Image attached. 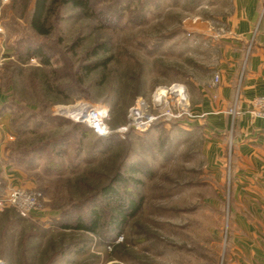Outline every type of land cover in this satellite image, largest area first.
I'll return each instance as SVG.
<instances>
[{
  "label": "rangeland",
  "instance_id": "1",
  "mask_svg": "<svg viewBox=\"0 0 264 264\" xmlns=\"http://www.w3.org/2000/svg\"><path fill=\"white\" fill-rule=\"evenodd\" d=\"M91 2L87 14L55 0L49 32L39 34L31 25L35 0H0V197L23 175L43 196L33 216L0 210V260L228 264L237 205L230 149L219 158L203 125L187 118L104 144L60 113L79 101L105 105L116 130L139 97L175 82L189 88L191 75L207 69L187 52L192 0ZM99 45L107 51L95 55ZM36 47L49 65L30 55ZM56 141L66 150L57 152ZM110 184L119 199L142 202L115 238L107 226L113 208L101 194ZM96 205L106 222L97 232L65 227Z\"/></svg>",
  "mask_w": 264,
  "mask_h": 264
},
{
  "label": "crops",
  "instance_id": "2",
  "mask_svg": "<svg viewBox=\"0 0 264 264\" xmlns=\"http://www.w3.org/2000/svg\"><path fill=\"white\" fill-rule=\"evenodd\" d=\"M192 5L187 52L201 55L207 68L188 81L193 109L206 114L195 122L203 125L219 158L230 149L233 161L237 205L228 264H264V119L250 112L252 100L264 96V0H192ZM12 182L34 186L24 175Z\"/></svg>",
  "mask_w": 264,
  "mask_h": 264
},
{
  "label": "built area",
  "instance_id": "3",
  "mask_svg": "<svg viewBox=\"0 0 264 264\" xmlns=\"http://www.w3.org/2000/svg\"><path fill=\"white\" fill-rule=\"evenodd\" d=\"M223 32L220 28L219 33ZM220 75L215 74L214 83H218ZM250 112L253 117L264 119V96L255 97L251 102ZM236 111H232L235 114ZM62 115L89 127L99 137L134 131L143 133L160 121L201 120L206 115L197 112L191 105L188 88L184 83L175 82L155 89L151 99L139 97L129 109L128 122L113 130L110 127L111 111L108 106L79 101L60 112ZM42 193L36 189L14 186L7 194L0 197V210L8 207L16 209L23 217L33 216L43 210ZM0 264H4L0 260Z\"/></svg>",
  "mask_w": 264,
  "mask_h": 264
},
{
  "label": "trees",
  "instance_id": "4",
  "mask_svg": "<svg viewBox=\"0 0 264 264\" xmlns=\"http://www.w3.org/2000/svg\"><path fill=\"white\" fill-rule=\"evenodd\" d=\"M62 1L68 4H72L77 8H81L82 10L87 12V14H92V12H94L92 11L93 5L91 0H62ZM53 2H55V0H35V7L31 17V25L33 29L37 31L39 34H47L49 32V30L46 29V25L48 23L47 13ZM102 13L104 14L103 11ZM98 48L99 49H94L93 51L95 55L99 54L100 51L103 52L107 51L104 45L103 46L99 45ZM30 55L33 57H38L41 60V63L44 65L50 64L48 57L45 55L44 51L40 47H36L32 49ZM87 68H90L89 71L90 70L93 71L96 68V66L95 67L87 66ZM80 124H73L72 127L74 129H78V127L84 126L82 123ZM85 127L87 131H90L93 135H95L89 127H87L86 125ZM96 137L100 143L106 144L112 141L114 137H120V136L119 134H113L105 138L99 136ZM62 143H63L62 141L61 142L56 141L55 149L57 150V152H62L66 150L63 149L64 146ZM114 184L121 185L123 184V181L120 177H116ZM101 194L104 196V198H106V200H108L109 204H111L113 208L112 212L110 213L111 215L109 216V219L107 221V226L110 228L111 232L113 233L112 236L115 238L119 233L123 231L127 222L140 211L142 202L136 200L135 198H128V200H124V201L119 199V192L111 184L104 186L101 190ZM105 223L106 222H103V213L100 211L98 205H96L94 209L90 210L89 217L87 219H85L80 215H77L73 217V223H69L67 221L64 225L66 228H74L78 230H84L95 233Z\"/></svg>",
  "mask_w": 264,
  "mask_h": 264
}]
</instances>
